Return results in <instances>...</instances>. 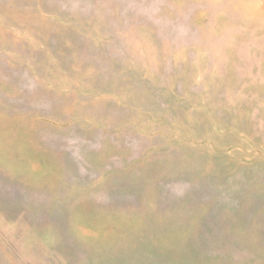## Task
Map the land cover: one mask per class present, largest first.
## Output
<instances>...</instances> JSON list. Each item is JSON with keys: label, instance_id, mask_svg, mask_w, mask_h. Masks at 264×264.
I'll use <instances>...</instances> for the list:
<instances>
[{"label": "rangeland", "instance_id": "374dc122", "mask_svg": "<svg viewBox=\"0 0 264 264\" xmlns=\"http://www.w3.org/2000/svg\"><path fill=\"white\" fill-rule=\"evenodd\" d=\"M0 264H264V0H0Z\"/></svg>", "mask_w": 264, "mask_h": 264}]
</instances>
